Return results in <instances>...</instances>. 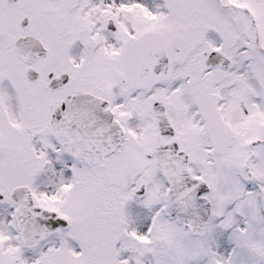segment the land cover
I'll list each match as a JSON object with an SVG mask.
<instances>
[{
  "label": "snow or ice",
  "instance_id": "obj_1",
  "mask_svg": "<svg viewBox=\"0 0 264 264\" xmlns=\"http://www.w3.org/2000/svg\"><path fill=\"white\" fill-rule=\"evenodd\" d=\"M0 264H264V0H0Z\"/></svg>",
  "mask_w": 264,
  "mask_h": 264
}]
</instances>
